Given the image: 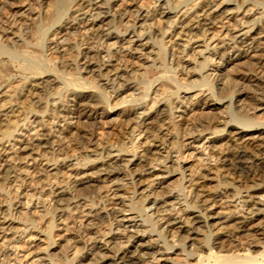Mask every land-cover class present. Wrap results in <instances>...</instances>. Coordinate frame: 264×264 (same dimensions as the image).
I'll return each mask as SVG.
<instances>
[{
  "label": "bare ground",
  "instance_id": "bare-ground-1",
  "mask_svg": "<svg viewBox=\"0 0 264 264\" xmlns=\"http://www.w3.org/2000/svg\"><path fill=\"white\" fill-rule=\"evenodd\" d=\"M131 2L0 19V264H264V0Z\"/></svg>",
  "mask_w": 264,
  "mask_h": 264
},
{
  "label": "rangeland",
  "instance_id": "rangeland-1",
  "mask_svg": "<svg viewBox=\"0 0 264 264\" xmlns=\"http://www.w3.org/2000/svg\"><path fill=\"white\" fill-rule=\"evenodd\" d=\"M3 1V2H2ZM4 1H5V6H4V8L3 9H0V19H2V18H4L7 14H9V12H12V11H15L20 5H21V0H1V2H0V4L2 3H4ZM12 1H13V3H12ZM132 0H117V7L118 8H122V7H124V6H127V5H129L130 3H132L131 2ZM140 1H143V0H140ZM145 1V0H144ZM8 2V3H7ZM4 5V4H3ZM38 7H36V9H37ZM44 21V20H43ZM224 21H226L227 22V19H224ZM44 23H45V21H44ZM37 28L39 29H41L42 27H45V24H43L42 23V21H38L37 23ZM40 25H43V26H40ZM39 26V27H38ZM217 26H218V28H219V26H220V24L218 23L217 24ZM49 54V53H48ZM55 55V54H54ZM229 75H226V77H225V79L228 77ZM229 77H231V75L229 76ZM234 77V76H233ZM236 78V77H235ZM238 79V78H237ZM245 83H248V85L250 84L251 85V83L253 84V81H245ZM238 84V83H237ZM236 83L235 84H233L232 83V85H231V83H229L228 84V86H223V91H225L226 93H228L229 92V90H231V88H233L235 85H237ZM239 85V84H238ZM222 87V86H221ZM231 87V88H230ZM252 88V89H251ZM255 88V86H251V87H248V89H250V90H252L253 91V89ZM251 91V92H252ZM246 102H249L250 101V98H246V100H245ZM210 103L212 102V101H209ZM222 108H223V106H222ZM221 108V109H222ZM220 110L219 109H215V111L214 112H216V113H218ZM257 112V114H258V116L260 117V118H263V113H262V110L261 111H256ZM264 119V118H263ZM110 125V123L108 122V123H106L105 124V126H104V130H110V127H109V125ZM98 136H100V135H98ZM21 243V242H20ZM56 245L57 244H53L52 246V250L51 251H54V253L55 254H60V252L62 251L61 249H59V248H57L56 247ZM175 257V258H174ZM179 257H182V255L180 256V255H176V254H174L173 255V258L174 259H176L177 260V258L179 259ZM181 259V258H180ZM87 261H89V259H87Z\"/></svg>",
  "mask_w": 264,
  "mask_h": 264
}]
</instances>
